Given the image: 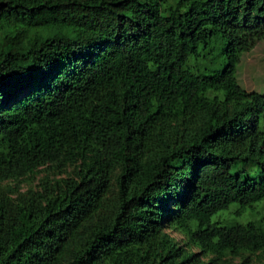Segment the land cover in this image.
Segmentation results:
<instances>
[{
	"label": "trees",
	"instance_id": "16d2710c",
	"mask_svg": "<svg viewBox=\"0 0 264 264\" xmlns=\"http://www.w3.org/2000/svg\"><path fill=\"white\" fill-rule=\"evenodd\" d=\"M0 27V264L264 250V215L214 219L264 198V91L237 77L264 0H0ZM42 167L72 169L22 190Z\"/></svg>",
	"mask_w": 264,
	"mask_h": 264
},
{
	"label": "rangeland",
	"instance_id": "374dc122",
	"mask_svg": "<svg viewBox=\"0 0 264 264\" xmlns=\"http://www.w3.org/2000/svg\"><path fill=\"white\" fill-rule=\"evenodd\" d=\"M3 36L4 29L0 27V41L3 39ZM237 77L240 85L246 90L264 91V38L258 40L252 48L242 53L237 67ZM71 169V167H68L66 171L59 172L48 167H42L23 179L20 182V187L22 190H26L29 187H37L40 181L44 177H47V175L51 178L65 176L70 173ZM243 175L259 177L261 175L260 167L250 162L246 165ZM8 182L10 181H0V184H6ZM237 205L238 203H232L228 208L222 209L214 216V219L218 220L220 225H227L232 222H244L249 218L264 215V198L254 202V207H247L241 214L235 213ZM167 229L179 242H185V236L181 232L171 227ZM190 248L200 251L195 245ZM203 257L208 259L210 255L205 254ZM242 260H247L248 264H264V250L245 252L243 255L231 257L230 261L225 264H239Z\"/></svg>",
	"mask_w": 264,
	"mask_h": 264
}]
</instances>
